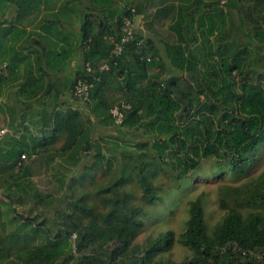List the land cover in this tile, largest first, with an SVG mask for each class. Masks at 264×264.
Returning <instances> with one entry per match:
<instances>
[{"label":"trees","instance_id":"trees-1","mask_svg":"<svg viewBox=\"0 0 264 264\" xmlns=\"http://www.w3.org/2000/svg\"><path fill=\"white\" fill-rule=\"evenodd\" d=\"M54 1L8 0L24 21L29 13L39 12L40 4L46 8ZM157 2L153 18L172 13L168 23L171 41L165 43L164 55L143 36L140 0L64 1L68 11L72 3L79 5L77 69L63 88L51 90L49 82L43 91L50 111L41 114L43 128L38 131V139H31L29 144L23 136L8 138L3 145L0 141V172L15 176L21 167V155L38 158L45 168L55 162L61 174L58 192L65 174L77 167L83 156L95 158L93 168L101 163L97 139L91 135V118L109 121L122 143L133 131H141L145 142H135L132 148L119 146L122 152L133 150L128 156L132 161L120 165L115 177L94 191L92 203L87 202L85 194H73L72 179L65 186L70 195L62 196L67 200L59 201L53 213L55 221L50 220V224L44 219L34 223L36 216L20 223L12 200L4 203L12 230L7 241L0 238V264H264V170L251 185L222 188L219 206L225 212L209 232L199 198L187 203L188 217L176 243L191 253L190 258L179 263L155 260L171 249V231L147 240L142 247L133 245L144 213L123 188L129 176L138 186L139 202L153 205L158 199L151 180L156 162H169L177 179L207 158L227 162L230 172L239 175L264 141V0H222V5L216 0L204 4L212 15L196 19L199 2L186 10H177L175 0ZM130 8L141 20L142 30H134L120 53L110 56L113 44L121 37L119 17ZM232 11L238 18L236 25L231 23ZM216 20L221 21L217 27ZM17 33L21 35L23 30ZM141 40V46H137ZM32 44L37 46L31 49L37 62L40 50L46 48L39 41ZM47 55L56 61L54 52ZM101 63L107 69L98 72L95 67ZM85 64L93 71L84 72ZM36 73L39 75V70ZM77 79L91 83L87 101L72 98L69 93ZM28 82L35 94L39 78L31 76ZM63 95L68 104L59 103ZM119 103L129 108L115 125L108 111ZM77 104L84 107L80 109ZM61 138L62 143L55 147ZM142 150L149 152L139 156ZM82 180L77 181L79 185ZM5 196L10 198L7 193ZM24 197L30 203L27 210L38 211L39 202L43 211L49 210L51 195L33 192ZM238 209L248 212L243 215ZM71 235L75 238L73 247L68 243ZM34 240L39 242L31 245Z\"/></svg>","mask_w":264,"mask_h":264},{"label":"rangeland","instance_id":"rangeland-1","mask_svg":"<svg viewBox=\"0 0 264 264\" xmlns=\"http://www.w3.org/2000/svg\"><path fill=\"white\" fill-rule=\"evenodd\" d=\"M151 9L145 7L139 12L145 22L143 36L151 40L153 46L164 55V45L170 41L169 30L166 26L168 20L167 18H153ZM77 106L80 109L84 107L82 104H77ZM90 121L91 135L94 139H97V150L102 154L101 163L93 168L91 165H93L95 158L83 156L81 163L65 174L63 187L58 192H56L57 180L61 179V174H59L60 170L56 169V164H53V162L48 168H45L38 158L32 160L33 158L27 159L20 156L22 163L15 176L9 177L11 175L0 172V238L4 239V241H7V236L12 230L8 223L9 216L6 215V207L4 205V203L10 201L9 199L12 200L15 208V218L20 223L22 219L36 216L34 223L44 219L48 222L47 224H50V220L55 221V214L53 213L54 209L58 208L59 201L65 203L67 200L62 196L64 194L65 196L70 195L66 191L65 186L72 179L71 188L73 189V194L75 196L85 194L87 202L92 203L94 191L109 183L115 177L120 165L130 164L132 161L128 156H131L130 152L133 150L130 149L129 151V149H126L127 152H122L119 146L124 145L132 148L135 142H145V137L141 135V131H133L132 135H125L124 139L127 142L122 143L116 138V129L112 127L109 121L97 122L92 118ZM61 143L62 138L55 144V147H58ZM146 151L148 150H142L141 154L138 153V155H147ZM134 153L136 152L134 151ZM250 160L244 172L237 175L230 172V165L227 162L217 163L213 158L202 159L195 170L188 172L186 176L179 179L175 178V172L170 168L169 162H156L151 180L158 199L153 205H144L139 202L138 186L134 177L132 175L129 176L128 182L123 188L131 195L132 203L139 206L144 213L142 228L133 240V245L142 247L147 240L154 239L166 231H171L174 235L171 249L167 253L156 256L155 260H168L173 263H179L190 258L191 253L176 243L177 236L183 231L188 217L187 203L199 198L203 219L209 232L219 222L225 212L219 206L222 188H241L251 185V182L255 181L264 170V141L255 148ZM89 167L91 172H88ZM79 178H83L81 185L77 182ZM11 192L15 195L9 194ZM33 192L52 196L49 210L43 211L42 203L40 202L38 211L27 210L30 203L24 199V195L29 197ZM6 193L10 198L5 196ZM18 197L21 198L20 201L17 200ZM228 205L232 207L230 203ZM238 210L243 215L248 212L247 209ZM73 241H75V238L71 235L68 243L72 247ZM38 242V240H34L31 245H35ZM13 251L14 249H10L9 253H13ZM9 259H12V256Z\"/></svg>","mask_w":264,"mask_h":264},{"label":"crops","instance_id":"crops-1","mask_svg":"<svg viewBox=\"0 0 264 264\" xmlns=\"http://www.w3.org/2000/svg\"><path fill=\"white\" fill-rule=\"evenodd\" d=\"M64 1L55 0L53 3H48L46 8L40 4L39 12L29 13L28 19L24 21V18L17 17L18 13L12 3L8 0H0V65L8 66L7 76L0 78V129L5 131L0 139L2 145L8 138L18 139L23 136L26 144H29L31 139H38L40 135L38 131L43 128L41 114L46 115L50 111L47 99L42 97L43 91L48 89L49 82L51 90L63 88L77 69L80 58L79 5L72 3L68 11L63 7ZM215 1L175 0L173 4L177 10L181 7L186 10L194 2H199L201 8L194 18L196 19L204 14L212 15L204 4H213ZM140 3L141 9L152 8L154 12L158 2L140 0ZM171 16L172 13H169L165 17L168 20L167 28ZM173 16L176 18L177 12ZM230 19L232 24H237L238 18L233 11L230 12ZM220 22L216 20L215 26L217 27ZM192 25L195 23L193 22ZM22 30L23 34L18 35L17 32ZM211 38L209 37V40ZM32 41H39L41 46L46 48L45 51L40 50L37 62L31 52V49L37 46L32 44ZM48 51L54 52L56 61H51L53 57L47 55ZM37 70L39 75L36 73ZM31 76L40 80V86L38 85L35 94L31 92V83H25ZM36 99L39 101L37 102ZM58 101L68 104L65 95L59 97ZM27 131L29 133H26Z\"/></svg>","mask_w":264,"mask_h":264},{"label":"built area","instance_id":"built-area-1","mask_svg":"<svg viewBox=\"0 0 264 264\" xmlns=\"http://www.w3.org/2000/svg\"><path fill=\"white\" fill-rule=\"evenodd\" d=\"M222 0L220 4L222 5ZM125 14L121 15L119 17V32L121 34V37L118 42L113 44V47L111 48L109 55L110 56H117L122 48V44L125 43L127 40L130 39L131 34L136 29L142 30L141 21H139L135 15V12L132 8L125 9ZM142 40L138 41L137 46H141ZM107 69L106 64L101 63L98 64L95 67V70L98 72L105 71ZM91 67L88 64L84 65V72H91ZM93 71V70H92ZM7 67L5 64L0 65V78H4L7 76ZM91 88V83L87 82L84 79H77L72 83L71 88L69 89V93L72 98L81 100V101H87L88 95H89V89ZM129 107L125 103H119L115 106H113L109 111L108 115L110 117V120L113 124L117 125L121 122L123 118V111L127 110ZM5 131L3 129H0V139L3 136ZM21 158L23 156L21 155Z\"/></svg>","mask_w":264,"mask_h":264}]
</instances>
